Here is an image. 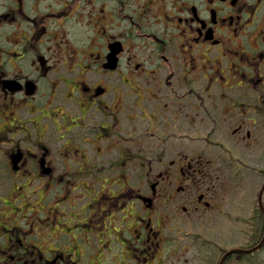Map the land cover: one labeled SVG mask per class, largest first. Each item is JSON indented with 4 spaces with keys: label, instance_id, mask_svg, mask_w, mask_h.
I'll use <instances>...</instances> for the list:
<instances>
[{
    "label": "flooded vegetation",
    "instance_id": "af4514ba",
    "mask_svg": "<svg viewBox=\"0 0 264 264\" xmlns=\"http://www.w3.org/2000/svg\"><path fill=\"white\" fill-rule=\"evenodd\" d=\"M192 223L264 264V0H0V264H168Z\"/></svg>",
    "mask_w": 264,
    "mask_h": 264
},
{
    "label": "rangeland",
    "instance_id": "374dc122",
    "mask_svg": "<svg viewBox=\"0 0 264 264\" xmlns=\"http://www.w3.org/2000/svg\"><path fill=\"white\" fill-rule=\"evenodd\" d=\"M181 215L182 212L181 211H177V213L175 212V214L172 217H176L177 215ZM167 226L165 227L163 233L165 234V236L169 239H175L177 236L175 231L169 230L168 228L171 227V222L168 221L165 223ZM181 231L178 233L179 238H181V242H180V248L178 250L177 253V262L174 261L172 263H168V264H199V260H201L205 255H207V251L205 249H203L201 252L199 250V248L193 243V239L191 238H185L183 235H185L186 233H188L189 235H196V233H200L201 236L206 237L207 235H203L202 232H198L196 229V226L194 223H192V226L187 227L185 224H181ZM214 235V237L216 239H214V241L218 242V240H220L221 238H219V232L214 231L212 236ZM229 235V234H228ZM221 237V236H220ZM219 238V239H218ZM194 244V246L192 247L191 245ZM183 247V248H181Z\"/></svg>",
    "mask_w": 264,
    "mask_h": 264
}]
</instances>
